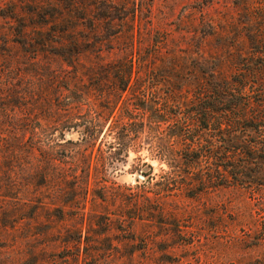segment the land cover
I'll return each mask as SVG.
<instances>
[{
    "label": "rangeland",
    "instance_id": "1",
    "mask_svg": "<svg viewBox=\"0 0 264 264\" xmlns=\"http://www.w3.org/2000/svg\"><path fill=\"white\" fill-rule=\"evenodd\" d=\"M259 34L264 0H0V264L262 256L251 226L260 207L247 190L159 195L166 168L144 149L96 163L132 93L173 112L211 72L259 61ZM129 49L140 72L125 81L114 71ZM92 122L100 133L84 142Z\"/></svg>",
    "mask_w": 264,
    "mask_h": 264
},
{
    "label": "trees",
    "instance_id": "2",
    "mask_svg": "<svg viewBox=\"0 0 264 264\" xmlns=\"http://www.w3.org/2000/svg\"><path fill=\"white\" fill-rule=\"evenodd\" d=\"M262 38L259 34L258 45L263 44ZM258 53L259 61L241 63L234 75L211 72L196 86L195 97L176 101L173 112L157 97L147 99L144 90L132 93L129 104L107 126L106 135L112 142L105 151L97 150L96 163L102 165L106 159L144 149L148 161L166 168L159 195L165 189L181 191L185 197L207 189H245L257 197L260 207L251 225L254 247H264V49ZM122 55L123 64L114 74L128 81L132 74L138 76L140 69L131 49ZM98 122L83 128L84 142L100 133ZM85 145L88 148L89 144ZM203 160L210 165L205 173L199 167ZM135 161L151 171L139 155ZM69 162L75 165L71 159ZM246 264H264V254Z\"/></svg>",
    "mask_w": 264,
    "mask_h": 264
}]
</instances>
